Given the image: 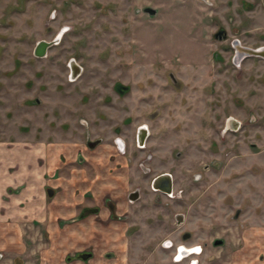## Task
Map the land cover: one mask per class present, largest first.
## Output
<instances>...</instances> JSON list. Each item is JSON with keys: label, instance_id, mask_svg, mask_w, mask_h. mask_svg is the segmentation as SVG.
<instances>
[{"label": "rangeland", "instance_id": "1", "mask_svg": "<svg viewBox=\"0 0 264 264\" xmlns=\"http://www.w3.org/2000/svg\"><path fill=\"white\" fill-rule=\"evenodd\" d=\"M218 29L227 40L214 37ZM235 38L264 44V0H0L3 227L11 198H21L15 230L3 231L10 241L0 239L10 245L0 246V263L75 264L74 251L51 239L42 211L50 178L66 181L59 193L74 196L80 174L107 175L108 149L77 155L85 119L100 135L107 125L149 124L150 145L163 151L157 172L170 169L186 190L163 197L161 208L148 187L123 222H138L137 231L124 230L116 256L100 264H264V61L235 67ZM42 40L53 45L38 57ZM232 118L238 129L228 125ZM205 162L217 171L202 172L196 181L206 186L191 192L192 170ZM237 199L242 207L232 211ZM156 227L163 231L155 239ZM223 236L225 245H212ZM161 240L210 246L177 263L176 247Z\"/></svg>", "mask_w": 264, "mask_h": 264}, {"label": "flooded vegetation", "instance_id": "2", "mask_svg": "<svg viewBox=\"0 0 264 264\" xmlns=\"http://www.w3.org/2000/svg\"><path fill=\"white\" fill-rule=\"evenodd\" d=\"M147 12L152 13L149 8H147ZM214 37L222 41L228 39L227 33L223 29H218L214 33ZM39 44L40 42L35 50V54L38 57H44L48 49L53 45L45 48L43 55H39L37 53V51L41 50ZM231 49L233 55L231 62L235 67H241L243 62L247 59L254 58L264 61V44L259 46L246 45L243 44L239 38H235L231 42ZM173 82L175 85L179 83V81L175 79H173ZM121 87L122 85L118 84V89ZM83 122H86V120L82 119L81 127H79L80 132H83V134L80 133L79 139L81 140V138H85L84 136H88L85 138L84 143L82 145L80 144L82 146L81 152L79 151L77 155L79 156L83 154V152H88L83 149H108V152L106 151L103 153V159H101V163H104L103 169H108L107 175H99L97 173L90 177L80 174L77 180L78 188L74 196H69L66 193H59L64 192L61 188L67 186L66 181H64L66 183L62 182V184H60V181L56 178H50L47 192L49 199L45 201L50 205V208L52 207L55 211L59 210L65 215L63 218L59 219L58 225L65 228L76 227L80 234L79 249L73 252L75 256L74 260L83 263L89 261L93 264H100L108 261V255L115 253L114 255L116 256V252L114 251H116V246L120 249L124 230L127 231L126 233H128V231L131 232L133 229V232L137 231L134 225H138V222L132 221L131 223H127V226L124 225L123 222H125L126 218L131 217L128 214L130 213L129 204L146 201L145 196L149 195L148 187L150 192L154 194V202L160 206H163V197L176 200L186 194V190L182 189L180 191L179 186L177 187L175 182L176 175L173 174L170 169L157 172L160 167L165 166V163L163 162V151L160 148H152L150 145L152 131L149 124L141 122L134 128L131 122H124V129L107 125V129L103 130L104 134L100 135L98 128H94L97 123L91 125V123L86 122L89 124V126H86ZM237 123L238 122L233 118L228 121V125L232 126L234 129L239 128L237 127ZM133 128L134 131H132ZM86 130H89V134H86ZM158 154L160 157H157ZM93 156L94 155H92V157ZM105 156L109 157L107 158L108 160L105 159ZM48 161L51 164L50 159ZM85 163H90V166L93 164L96 165V163L89 160ZM132 163L136 166V179H133V176H131L132 169L134 168V164L131 165ZM51 166L52 165H50V167ZM83 167H85V165H83ZM212 170H214V172L217 171L212 167L210 162H205L203 167L196 172L192 170L193 183L190 187L191 192L194 191V188H198L199 190L202 186H206L205 181H202L200 184H198L197 181L202 177V172ZM53 180L59 183V186H57L55 190H52L56 185ZM71 182H74V180ZM76 187L77 186H74V188ZM239 202L243 201L240 200ZM241 204L242 203L238 204L237 199L235 205L229 206L230 209L234 211L242 207ZM162 206L161 208H163ZM146 208L147 207L143 205L141 211L143 214H147ZM159 213L162 214V212H158V214ZM68 215H73V217H71L72 219L68 220ZM156 220L159 222L158 224H163V220L158 218V216ZM227 229L228 225L226 223L221 226L223 232ZM153 230L156 231L155 239L158 238L160 231H163L162 229H158V227L153 228ZM192 238L193 236L191 235V237L186 240H191ZM225 242L224 236L223 238H214L212 240V245L223 246ZM175 243L176 242L172 240H161L159 246H167L169 248L175 246L176 251L172 256V260L177 263L182 262L185 258L193 254H203L204 249L210 246L208 242H204V244L197 243L191 246ZM181 250L185 252L181 254ZM189 264H199V261L193 258L190 260Z\"/></svg>", "mask_w": 264, "mask_h": 264}, {"label": "crops", "instance_id": "3", "mask_svg": "<svg viewBox=\"0 0 264 264\" xmlns=\"http://www.w3.org/2000/svg\"><path fill=\"white\" fill-rule=\"evenodd\" d=\"M4 182V181H3ZM3 182L0 183V239H7L8 241H10L8 234L4 235L3 231L9 232L14 229V221L15 219L18 217L19 214V203L21 198L19 197H12L11 201H10V207L8 205V209H7V214H10V219L11 222L9 223V225L7 224V227H3L4 225V221H3V214H4V210L5 208L4 206V191H5V185H7V183H5L3 185ZM26 197V196H24ZM41 204V203H39ZM42 213L45 215L46 219L49 220V226L47 227L48 231L50 232V236L51 239L53 240H59V247L61 248H66L67 250H65V254H68L70 252H75L77 249H79V245H80V234L78 233V230L76 227H68L65 228L61 225H58V221L60 218H63L65 215L60 212L59 210H54L52 207L50 208V205L46 203V201H43V211ZM17 227V226H16ZM13 239V237H11ZM11 239V240H12ZM7 241V242H8ZM10 246L8 243H3L0 244V246ZM51 247L57 248V245L55 247V245H51ZM53 250H51L50 253V257L49 259L51 260L53 257ZM63 251V250H62ZM64 252V251H63ZM55 254V253H54ZM56 255V254H55ZM75 264H84L81 261L78 260H74ZM53 263V262H51ZM88 264H93L92 262H89Z\"/></svg>", "mask_w": 264, "mask_h": 264}, {"label": "water", "instance_id": "4", "mask_svg": "<svg viewBox=\"0 0 264 264\" xmlns=\"http://www.w3.org/2000/svg\"><path fill=\"white\" fill-rule=\"evenodd\" d=\"M150 10H151V12L152 13H154L155 12V10H153V9H151V8H149ZM52 45V43H48V42H46V41H42V42H40V44H39V48H41V50L40 51H37V53L39 54V55H43V53H44V51H45V48H47L48 46H51ZM1 264V263H0Z\"/></svg>", "mask_w": 264, "mask_h": 264}, {"label": "bare ground", "instance_id": "5", "mask_svg": "<svg viewBox=\"0 0 264 264\" xmlns=\"http://www.w3.org/2000/svg\"><path fill=\"white\" fill-rule=\"evenodd\" d=\"M183 252H185V251H184V250H181V254H182Z\"/></svg>", "mask_w": 264, "mask_h": 264}]
</instances>
